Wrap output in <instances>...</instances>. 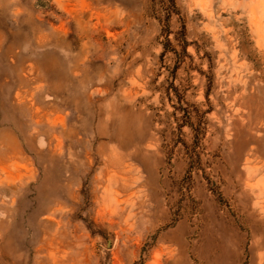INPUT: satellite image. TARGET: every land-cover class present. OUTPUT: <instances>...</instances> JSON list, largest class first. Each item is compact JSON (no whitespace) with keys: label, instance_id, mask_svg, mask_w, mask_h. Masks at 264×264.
Here are the masks:
<instances>
[{"label":"rangeland","instance_id":"obj_1","mask_svg":"<svg viewBox=\"0 0 264 264\" xmlns=\"http://www.w3.org/2000/svg\"><path fill=\"white\" fill-rule=\"evenodd\" d=\"M176 3L0 0V264H264V0Z\"/></svg>","mask_w":264,"mask_h":264},{"label":"trees","instance_id":"obj_2","mask_svg":"<svg viewBox=\"0 0 264 264\" xmlns=\"http://www.w3.org/2000/svg\"><path fill=\"white\" fill-rule=\"evenodd\" d=\"M151 13L152 16L158 21V23L161 26V33L164 35L165 40L163 44L164 52L166 51H173L177 57V62L180 63L183 61V58L186 56V47L188 45V42L186 41V34H185V26L184 23L181 22V27L178 31L172 32L171 30V20L175 16L180 20V9L177 6L176 0H151ZM173 33L174 38L173 40L176 42V45L181 48V53L177 52L174 48H172V43L169 39V35ZM164 52L162 54H164ZM184 56V57H183ZM177 70V67L175 66V72ZM174 93V97L177 98V106L173 105L174 112L172 113L174 118L177 121V127L180 131L181 125L179 124V121H182L185 123L184 125H189V128L195 132V135L193 137L194 141L190 146H186L189 150V153L187 154L191 160V166H189V172L198 170L199 164H200V158L199 153L196 151V149L200 146V141L202 139L203 131H201V128H198L194 130L192 128V123L190 120L192 119V116L189 112L185 110L182 106V98L179 94V91L176 87L173 85L170 86ZM170 89H166V96L169 100H171L170 97ZM179 111L182 113L181 119H178L176 117V112ZM185 112H187L185 114ZM174 132V131H173ZM181 134V133H180ZM176 142H179L180 140H175ZM185 143V142H183ZM186 145V144H185Z\"/></svg>","mask_w":264,"mask_h":264}]
</instances>
